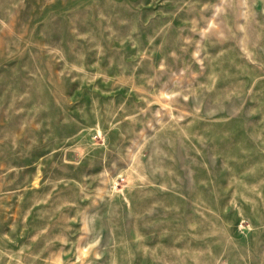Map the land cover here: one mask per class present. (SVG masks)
I'll return each mask as SVG.
<instances>
[{
    "label": "rangeland",
    "instance_id": "1",
    "mask_svg": "<svg viewBox=\"0 0 264 264\" xmlns=\"http://www.w3.org/2000/svg\"><path fill=\"white\" fill-rule=\"evenodd\" d=\"M0 264H264V0H0Z\"/></svg>",
    "mask_w": 264,
    "mask_h": 264
}]
</instances>
